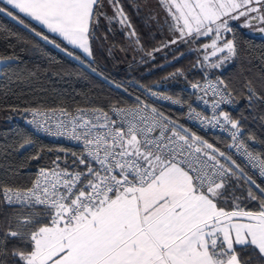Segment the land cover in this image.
I'll return each mask as SVG.
<instances>
[{
    "label": "snow or ice",
    "instance_id": "1",
    "mask_svg": "<svg viewBox=\"0 0 264 264\" xmlns=\"http://www.w3.org/2000/svg\"><path fill=\"white\" fill-rule=\"evenodd\" d=\"M157 3L165 15L147 11L145 23L162 38L149 50L123 0H0V15L94 73L102 24L107 32L119 25L127 40L120 51L139 54L141 62L174 45L187 47L202 77L189 87L209 111L157 88L140 86L142 92L187 105L185 119L227 134L211 143L141 95L131 104L14 106L34 132L79 147H59L63 155L38 166L30 185L0 181V205L12 210L0 228V264H264V150L255 146L264 142L245 131L246 117L229 111L240 94L217 74L240 59L237 28L264 36V0ZM132 6L137 14L149 8L146 0ZM19 59L0 54V74L8 76ZM177 77L187 80L181 70L168 78ZM114 86L132 96V85ZM243 88L250 110L264 107V90L247 78ZM18 135L0 148V159L22 152L25 160H41L44 146Z\"/></svg>",
    "mask_w": 264,
    "mask_h": 264
},
{
    "label": "trees",
    "instance_id": "2",
    "mask_svg": "<svg viewBox=\"0 0 264 264\" xmlns=\"http://www.w3.org/2000/svg\"><path fill=\"white\" fill-rule=\"evenodd\" d=\"M123 3L144 46L149 50L157 46L162 34L156 31L154 25L151 27L146 25L144 9L137 14L132 6L134 0H123ZM36 27L39 29V26ZM107 28V24H102L98 33L101 40L94 47L97 68V72L94 73L86 65L36 37L8 16L0 15V54L14 53L20 58L15 62L8 76L0 74V148L18 140V134H30L44 146L42 159L39 161L25 160L22 152H13L0 159V181L30 185L38 166H48L53 157L63 155L57 151L59 147L77 150L40 137L26 123L24 113L13 110L14 106L22 109L41 103L52 107L63 102L64 106L72 109L78 105H86L89 100L98 105H107L110 101L131 104L134 103L136 95L145 98L140 86L143 88L157 86L163 94L189 102L191 99V93L187 91L190 88L189 81L202 79L200 72L193 69L196 62L194 53H190L183 45L179 46V51H176L178 46H172L155 53V60L144 57V62H141L139 54H134L130 50L120 51V48L127 47V40L124 33L119 30V25H113L115 29L113 32H107ZM105 33L106 41L103 39ZM163 35L166 36L167 33ZM237 38L241 48L240 59L225 68L223 73L217 71V74H222L230 87L240 94L235 105L236 111H231L232 115L236 118H240L241 115L246 117L242 120L245 131L251 132L258 142H264V122L259 119L260 115H264V107L250 110L242 94L246 78L252 80L257 91L264 90V61H262L264 38L250 36L241 28H237ZM173 57L178 58L173 59ZM177 70H181L187 76V80L181 77L168 78ZM114 83L132 85L129 88L132 96L124 93L122 89H117ZM160 109L165 112L167 110V114L175 115L173 110ZM207 138L216 141L221 140L222 137L214 135ZM255 146L264 150V143H257ZM49 148L52 149L51 152L48 151ZM10 169L15 170V174H10ZM257 182L260 183L258 179ZM11 215V209L0 205V228L7 226L5 218ZM241 255L249 254L241 253Z\"/></svg>",
    "mask_w": 264,
    "mask_h": 264
},
{
    "label": "built area",
    "instance_id": "3",
    "mask_svg": "<svg viewBox=\"0 0 264 264\" xmlns=\"http://www.w3.org/2000/svg\"><path fill=\"white\" fill-rule=\"evenodd\" d=\"M153 88H157L158 90L160 89V87H157V86H155ZM187 91H189V93H191V99L189 100L188 103H193L197 107V109H199V110H203L205 112L209 111V109H207L203 104L196 103L195 96L192 94V91H191L190 88L187 89ZM144 96L149 102L154 103L158 108H165V109L168 108L170 110H173L174 112L180 113L181 115H182V113H185L187 105H185V107H178V106H175V105H170V104H168L166 102H163V101H158V100H156L155 97H150V96H146V95H144ZM229 111L235 112L236 108L235 107L230 108ZM183 121L188 127L192 128V129H195L196 131H199V132H201V133H203L205 135H211V136L217 135V136H220L222 138L227 139V134L226 133H221L218 129L204 130V129H202L200 127V125L197 122L189 121V120L185 119L184 115H183ZM37 134L40 137L44 138L45 140L51 141L53 143H61V144H65V145L77 148V149L79 147L74 142L68 141L66 139L54 138V137H51V136L44 135L42 133H37ZM257 179L259 180V178H257Z\"/></svg>",
    "mask_w": 264,
    "mask_h": 264
},
{
    "label": "rangeland",
    "instance_id": "4",
    "mask_svg": "<svg viewBox=\"0 0 264 264\" xmlns=\"http://www.w3.org/2000/svg\"><path fill=\"white\" fill-rule=\"evenodd\" d=\"M146 2H147V4L149 5V8H148V9H144L145 13H147V11H152V12H154V13H157L160 17H163V16L165 15V13L163 12V10H162V9L160 8V6L158 5L157 0H146ZM241 29H243V28H241ZM243 30L246 31L250 36L264 38V36H262L261 34L256 33V32H254V31H251V30H249V29H243ZM174 46H175V45H174ZM166 112H168V111L166 110ZM169 113H170V112H169ZM169 115L173 116L174 118H179L180 121H181L182 123H184V121H183V115H181L180 113L175 112V115H173V114H171V113H170ZM191 130L197 132V134L202 135V136H204L205 138H207V137H213V136H211V135H205V134H203V133H201V132H199V131H196L195 129H192V128H191ZM207 139H208V138H207ZM212 139H213V138H211V140L208 139V141L211 142V143H218V142L220 141V139H219V140L217 139L216 141H214V139H213V140H212ZM220 145L222 146V143H220ZM220 145H219V146H220Z\"/></svg>",
    "mask_w": 264,
    "mask_h": 264
},
{
    "label": "crops",
    "instance_id": "5",
    "mask_svg": "<svg viewBox=\"0 0 264 264\" xmlns=\"http://www.w3.org/2000/svg\"><path fill=\"white\" fill-rule=\"evenodd\" d=\"M38 26V25H37Z\"/></svg>",
    "mask_w": 264,
    "mask_h": 264
}]
</instances>
